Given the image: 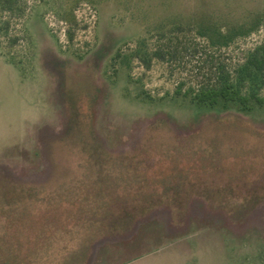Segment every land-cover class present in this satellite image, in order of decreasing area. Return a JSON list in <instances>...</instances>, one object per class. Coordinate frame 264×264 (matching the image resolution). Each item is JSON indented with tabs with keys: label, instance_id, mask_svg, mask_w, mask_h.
Returning <instances> with one entry per match:
<instances>
[{
	"label": "rangeland",
	"instance_id": "obj_1",
	"mask_svg": "<svg viewBox=\"0 0 264 264\" xmlns=\"http://www.w3.org/2000/svg\"><path fill=\"white\" fill-rule=\"evenodd\" d=\"M17 2L23 19L17 18L18 11L3 15L18 43L0 40V197L20 188H37L48 199L61 189L74 196L76 186L103 193L90 184L99 170L90 162L87 147L71 134L78 115L80 139L104 153L105 173L116 181L127 172L119 169L118 157L147 150L140 153L139 174L145 171L154 180L170 168L167 155L187 156L170 154L169 146L194 154L203 151L209 166L217 161L236 171L244 166L247 184L257 181L218 198L206 189L202 195L195 191L183 209L157 206L143 214L138 209L125 227L91 240L81 263L73 256L94 228L88 234L85 224L76 221L77 200L55 199L51 208L59 205V218L71 205L69 228L74 232L69 238L61 231L52 235L51 247L38 253L34 264H64L67 256L69 264H264V177H259L264 169V110L253 117H229L223 126L220 118L207 116L189 127L187 112L135 99L142 91L161 97L173 94L180 84L184 89L212 84L220 67L232 72L264 42V0ZM179 23L251 32L224 48L212 47L195 32L160 37L159 32ZM140 42L150 50L171 49L174 57L154 60L149 69L137 59H115L118 51L131 55ZM9 54L21 68L9 62ZM134 182L117 185V192L132 196L145 187L143 178ZM47 198L36 200L35 210L20 220V230L10 240H20L39 225ZM8 221L0 213L1 234Z\"/></svg>",
	"mask_w": 264,
	"mask_h": 264
},
{
	"label": "trees",
	"instance_id": "obj_2",
	"mask_svg": "<svg viewBox=\"0 0 264 264\" xmlns=\"http://www.w3.org/2000/svg\"><path fill=\"white\" fill-rule=\"evenodd\" d=\"M15 11L20 13L17 14L18 19L24 18L23 10L19 8L17 0H0V40L8 39V44L11 46H15L19 38L16 36L10 37L11 22L3 14ZM194 32L197 36L206 39L212 47L224 48L229 47L235 38L247 35L251 30L246 32H224L214 26L203 27L195 23H179L175 24L168 32L161 31L159 34L160 37L165 38L168 34L173 37L174 35ZM69 38L72 39L71 36ZM174 54L175 51L171 49L150 50L147 45L140 42L131 55L125 56L118 51L115 59H121L123 62H126L128 58L137 59L145 68L149 69L154 60L172 59ZM7 59L13 65L21 68L22 63L16 61L13 55L9 54ZM263 91L264 42L248 52L244 61L232 72L220 67L217 78L212 84H206L197 89L192 87L184 89V84H180L173 94L168 93L166 96L161 97H153L151 94L142 91L136 94L135 99L155 108L167 106L172 110L187 112L190 116L187 120L189 127L194 125L197 120L207 116L220 118L218 124L223 126L228 122L229 117H253L258 110H264ZM76 119H79V121H74V123H77V127L71 128V134H77L81 138L79 115ZM198 131L196 130L193 134ZM80 138L79 142L83 143L81 147H87L90 162L99 170L98 175L90 184L102 188L103 193H91L86 187L79 188L76 186L74 196L68 194L66 189L64 191L61 189L60 193L55 194V196L49 194L48 199L45 197L46 193H42L37 188H20L18 191H14L15 195L12 191L2 195L0 197V213L4 214L9 221L4 229V231L6 230L4 234L0 233V264H34V257L51 247L52 235L54 236L58 231H61L64 236L69 238L73 234L74 229L69 228L71 221L69 217L71 218L74 212L71 205L62 210L65 214L64 218H59L61 215L59 205L57 204L56 207L54 205L51 208V203L55 199L58 201H68L69 199L70 203H72L71 198L77 200L79 206L78 212H76L77 208L75 210L76 221L84 223L87 232L91 229V226L94 228V234L82 240V246H79L80 249H77L75 256H73V259L81 263L85 258L91 240L112 233L117 228L125 227L127 223L136 217L137 211L139 214L138 209L142 214L157 206H165L169 209L180 206L183 209L190 198L197 193L195 191H199L201 194V189H206L205 191H209L214 198L222 197L224 192L235 191L234 187L247 184L249 177L246 172L247 168L244 166L238 171L234 167H229V169H226L225 165L220 167V161H217L216 165L212 163L209 166L207 165L208 162H204L203 151L194 154L191 149L183 150V148H180L179 151H176L173 146H169L168 152L170 154L179 153V155L185 154L187 156H176V158L173 156L171 158L167 155L166 161L171 164L170 168H166L165 173L155 176L154 180L149 179L145 171L139 174L142 169L140 166L142 154L140 153L147 154V150L141 151L139 154L118 157L115 160L119 162V169L127 172L122 173L116 181L111 175L105 173L106 159L102 156L104 153L94 152V146L89 142L85 143ZM137 177L143 178L141 184L145 187L140 185L143 188L134 191L132 196L117 192V185H133L135 183L134 179H137ZM259 177H264V169ZM87 183L89 182H82L85 185ZM249 183L247 185L253 186L257 181H250ZM149 186L153 188L149 189ZM91 194L98 197L91 199ZM43 197L47 198L44 202H48V207L46 212L41 214L42 221L39 225L36 224L35 228L26 231L20 240H10L14 236L13 234L19 232L20 220L29 216L28 211L30 209L35 210L34 203L36 200ZM100 199H104L105 203H97ZM27 200L35 201L31 205L24 206ZM21 205L24 208L21 209ZM89 214H93V216L89 217ZM65 258L63 260L64 264H69L72 261L69 256Z\"/></svg>",
	"mask_w": 264,
	"mask_h": 264
}]
</instances>
